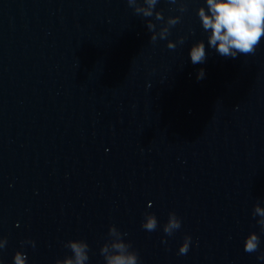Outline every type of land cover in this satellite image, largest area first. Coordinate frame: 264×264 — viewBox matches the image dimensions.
I'll return each instance as SVG.
<instances>
[{
  "label": "water",
  "instance_id": "water-1",
  "mask_svg": "<svg viewBox=\"0 0 264 264\" xmlns=\"http://www.w3.org/2000/svg\"><path fill=\"white\" fill-rule=\"evenodd\" d=\"M203 4L186 0L181 13L160 0L165 18L182 17L168 39L187 36L168 49L126 0H0L3 264L17 250L55 264L70 239L104 264L111 226L141 264H264L243 249L256 231L264 251L251 214L264 206V37L236 58L206 46L193 65L191 44L207 43ZM171 211L182 226L167 237ZM146 213L156 230L141 227Z\"/></svg>",
  "mask_w": 264,
  "mask_h": 264
},
{
  "label": "clouds",
  "instance_id": "clouds-1",
  "mask_svg": "<svg viewBox=\"0 0 264 264\" xmlns=\"http://www.w3.org/2000/svg\"><path fill=\"white\" fill-rule=\"evenodd\" d=\"M127 5L134 13L146 19V26L151 33L150 40H166L168 49H175L177 44H183L187 36H180L176 41L168 39L170 30L181 22L180 15H172L167 18L157 10L160 0H126ZM172 5H179V11H186V0H169ZM201 28L206 34V42L201 39L191 44L188 56L193 65L203 64L206 61L208 49L214 50L223 57L236 58L239 55L254 53L264 37V0H204V4L196 9ZM154 18V19H153ZM156 22H159V26ZM192 32L189 28V34ZM203 68L197 72V79H203ZM252 217L260 230H264V206L254 205ZM182 226L181 218L175 211L168 214L167 221L162 230L167 237H171ZM141 227L149 232L158 227V219L153 213H146L141 222ZM126 233H122L115 226L109 228V237L101 247L100 254L104 264H141L139 254L133 249L131 243L125 239ZM162 242L166 239L162 237ZM260 236L256 231L249 232L243 240V249L246 252H257V261L264 262V251H258ZM6 237H0V250L5 249ZM32 248L36 247L34 240L21 241ZM192 244L191 235L185 234L183 242L179 245L178 255L186 254ZM64 247L69 249L71 255L63 259H57L55 264H88L89 245L81 239H70L64 242ZM0 264L3 261L0 260ZM12 264H28L27 254L17 250L12 257Z\"/></svg>",
  "mask_w": 264,
  "mask_h": 264
}]
</instances>
